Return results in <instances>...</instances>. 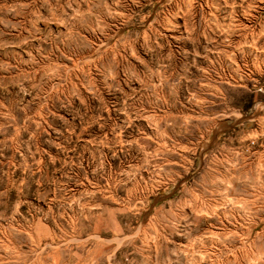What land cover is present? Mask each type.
<instances>
[{
    "label": "rangeland",
    "instance_id": "374dc122",
    "mask_svg": "<svg viewBox=\"0 0 264 264\" xmlns=\"http://www.w3.org/2000/svg\"><path fill=\"white\" fill-rule=\"evenodd\" d=\"M0 264H264V0H0Z\"/></svg>",
    "mask_w": 264,
    "mask_h": 264
}]
</instances>
